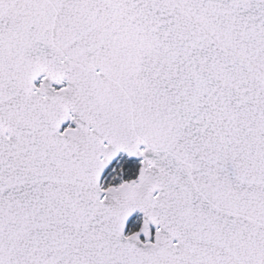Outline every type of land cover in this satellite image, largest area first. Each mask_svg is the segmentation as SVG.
<instances>
[{
  "label": "snow or ice",
  "instance_id": "obj_1",
  "mask_svg": "<svg viewBox=\"0 0 264 264\" xmlns=\"http://www.w3.org/2000/svg\"><path fill=\"white\" fill-rule=\"evenodd\" d=\"M0 264H264V0H0Z\"/></svg>",
  "mask_w": 264,
  "mask_h": 264
}]
</instances>
